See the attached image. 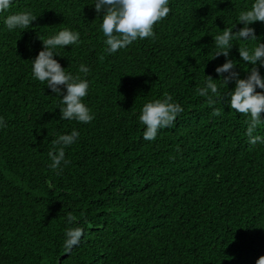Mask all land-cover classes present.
Wrapping results in <instances>:
<instances>
[{"label":"trees","instance_id":"obj_1","mask_svg":"<svg viewBox=\"0 0 264 264\" xmlns=\"http://www.w3.org/2000/svg\"><path fill=\"white\" fill-rule=\"evenodd\" d=\"M94 3L14 0L0 13V264H256L264 257V144H248L247 117L226 103L234 83L216 81L211 104L196 91L206 76L221 79L215 68L226 59L214 58L212 38L238 31L253 0H169L154 39L110 56ZM22 11L35 18L30 27L7 30L4 19ZM64 27L80 43L55 59L88 80L89 124L60 119L59 98L31 74L38 37ZM251 27L264 43V23ZM232 43L228 59L244 79L253 66L239 49L257 42ZM166 96L184 110L145 141L141 109ZM73 129L70 163L50 169L52 141ZM254 135L264 136V123ZM75 227L83 235L66 250Z\"/></svg>","mask_w":264,"mask_h":264},{"label":"clouds","instance_id":"obj_2","mask_svg":"<svg viewBox=\"0 0 264 264\" xmlns=\"http://www.w3.org/2000/svg\"><path fill=\"white\" fill-rule=\"evenodd\" d=\"M13 2L14 0H0V13L9 10ZM94 9L97 14L103 13L100 30L105 37L104 51L109 56L132 45L138 39H154V25L166 18L170 12L169 0H95ZM34 20L30 12L22 11L8 15L4 19V25L9 31L18 28L27 29ZM256 22L264 23V0H253L249 9L239 13L237 24L243 26L238 31L234 33L233 29H224L221 31L222 34L212 38L213 46L219 50L214 58L223 55L226 59L223 65L215 68L217 76L221 79L213 80L212 77L206 76L204 85L196 90L199 96H208L211 104L212 97L218 94L216 81H221L226 86L234 83L233 89L228 91L226 103L232 112L247 117L246 135L249 145L264 144V136L254 135L258 125L264 123L261 119V113L264 112V77L259 71V68H264V43L259 42L254 28L251 27ZM38 39L42 42L43 50L31 60L33 79L46 85L53 94L52 97L59 98L60 119L83 124L91 123L94 115L84 103L89 90L88 80L66 71L55 59L61 57L57 49H65L66 46L80 43L79 32L64 27L51 37H38ZM234 39L257 42L251 51L247 48L239 49L241 60L253 66L244 79H241L239 73L235 71L234 61L228 59ZM89 71L87 65L79 66L78 72L84 76H87ZM183 110L180 104L173 102L171 96L145 103L138 116L139 122L144 126L142 138L145 141H154L158 131L171 127ZM212 115L220 116V109H214ZM5 127L7 123L3 117H0V129ZM78 137L79 132L73 129L70 134L59 135L52 141L54 151L48 153L51 161L50 169L59 172L70 163L65 158V149L76 143ZM82 235L81 228H69L65 233L66 250L78 245ZM256 264H264V257L259 258Z\"/></svg>","mask_w":264,"mask_h":264}]
</instances>
